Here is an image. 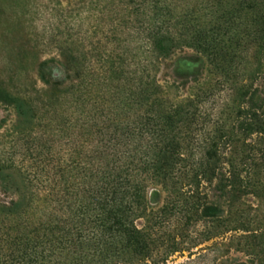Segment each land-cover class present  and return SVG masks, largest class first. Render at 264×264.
<instances>
[{"label": "trees", "instance_id": "obj_1", "mask_svg": "<svg viewBox=\"0 0 264 264\" xmlns=\"http://www.w3.org/2000/svg\"><path fill=\"white\" fill-rule=\"evenodd\" d=\"M126 12L112 48L59 39L34 70L0 71V103L43 130L0 136V186L7 171L26 183L0 196V264H165L197 249L206 264H264V0ZM186 49L208 66L180 95L189 82L159 73Z\"/></svg>", "mask_w": 264, "mask_h": 264}, {"label": "rangeland", "instance_id": "obj_2", "mask_svg": "<svg viewBox=\"0 0 264 264\" xmlns=\"http://www.w3.org/2000/svg\"><path fill=\"white\" fill-rule=\"evenodd\" d=\"M144 2L145 0H0V71L9 68L34 70L38 63L57 53L58 45L55 40L59 39H72L84 51L112 48L110 43L116 35L113 30L117 14L125 15L126 11ZM54 35L57 37L54 38ZM207 66V61L200 54L186 49L161 66L159 80L167 85L189 82L179 90L180 95H188L195 86L192 77L195 73L205 74ZM0 79L3 80L1 77ZM17 119L20 122L14 125ZM37 124V121L29 118L19 119L17 111L0 103V136L9 135L4 140L7 147L15 133L22 134V137L40 135L43 130ZM4 175L8 177L9 183L8 188L0 186V196L17 198L25 191L26 183L13 171H7ZM41 193L46 192L42 190ZM165 195L160 185L149 183L147 197L154 209L163 205ZM142 224V221H138L139 226ZM193 253V256L188 252L177 253L165 264L207 263L205 254H198L201 250L197 249Z\"/></svg>", "mask_w": 264, "mask_h": 264}]
</instances>
